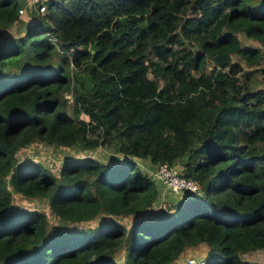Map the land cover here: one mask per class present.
Here are the masks:
<instances>
[{
  "label": "trees",
  "instance_id": "trees-1",
  "mask_svg": "<svg viewBox=\"0 0 264 264\" xmlns=\"http://www.w3.org/2000/svg\"><path fill=\"white\" fill-rule=\"evenodd\" d=\"M24 4L0 0V264H174L200 243L206 264H241L264 249V0ZM220 53L238 60L207 69ZM35 141L113 142L122 158L54 172L20 156ZM139 162H179L199 191L155 208L161 184Z\"/></svg>",
  "mask_w": 264,
  "mask_h": 264
},
{
  "label": "rangeland",
  "instance_id": "rangeland-1",
  "mask_svg": "<svg viewBox=\"0 0 264 264\" xmlns=\"http://www.w3.org/2000/svg\"><path fill=\"white\" fill-rule=\"evenodd\" d=\"M31 12V10H28ZM16 26H12V28L9 31V35L14 33ZM238 37L241 40V43L244 45H251V46H261L259 45V43L253 39L247 38L246 36H244L242 33L238 34ZM261 48L264 51V46H261ZM264 53V52H263ZM145 60L147 62L151 61V60H156V57L154 55V52L152 50V48H149L146 53H145ZM238 60V58L236 56H231V59L229 62L231 61H236ZM242 62V61H241ZM214 64L213 60H208L207 63V69L210 68L212 65ZM149 76H152V74L149 72L148 73ZM262 82L260 79V76L258 73L253 74V76L251 77L250 80V85L251 87H258L261 86ZM67 96H69L70 94H66ZM68 111H70V105L68 106ZM114 143L112 142L111 144H103V145H99L95 148L89 149L88 151H82L81 149H79L78 147H70V148H66V147H60V146H54V145H48V144H44L42 142L39 141H35L33 143H31L30 145H28L26 148H22L20 150V156L22 158H30V159H34V160H38L40 162H42L44 165H46L47 167H49L51 170H53L54 172H56L58 170V167L62 164V162L65 161V159H69L70 157H78V156H82L84 153H88L92 156H97L103 159H108L110 161H116V160H121L122 156L117 153L114 149ZM139 161V160H138ZM148 164L146 162H139V166L144 169V170H148ZM176 167L178 170L181 169V165L179 162H176ZM13 200H12V204L13 207H33V208H38V210H41L43 212H45L48 216V220L49 222L52 223H56L57 219L55 217H52L51 213H50V209L47 206V202L45 199L43 198H25L23 196H21L19 193H15L13 194ZM182 198V195L180 194H175L172 193L168 190H163V192L161 191L160 197L156 202L155 208H158V206H163V204L169 203V202H177ZM96 220H92L90 222H85L83 223L84 225L86 224H94ZM123 222L127 223V219H123ZM206 245L203 243H200L196 246L190 247L188 249H186L183 253H182V257H186L189 255L195 256V257H203L205 255L206 252ZM259 255L257 257H259V260H262L264 263V249H261L259 251H256ZM122 255V250L119 251L118 256ZM253 256V254L251 255ZM256 257V258H257ZM255 257H251L250 259H256Z\"/></svg>",
  "mask_w": 264,
  "mask_h": 264
},
{
  "label": "built area",
  "instance_id": "built-area-1",
  "mask_svg": "<svg viewBox=\"0 0 264 264\" xmlns=\"http://www.w3.org/2000/svg\"><path fill=\"white\" fill-rule=\"evenodd\" d=\"M52 0H26L25 6L20 8L19 16H21L26 9L42 14L47 5ZM151 177L163 185L164 189L172 193H195L199 191V185L192 179H189L178 172L174 166L166 162L159 163L154 169L150 170ZM204 257H195L192 255L184 258V264H206ZM241 264H264L259 259H245Z\"/></svg>",
  "mask_w": 264,
  "mask_h": 264
},
{
  "label": "crops",
  "instance_id": "crops-1",
  "mask_svg": "<svg viewBox=\"0 0 264 264\" xmlns=\"http://www.w3.org/2000/svg\"><path fill=\"white\" fill-rule=\"evenodd\" d=\"M25 4H26V0H25ZM25 4H24V6H25ZM26 11H27V13L28 12H30V11H28V9H26ZM174 166V168L178 171V172H180V170H178L177 169V167H176V165H173ZM148 170H152V168H148ZM160 189H161V191L163 192V190L165 191L166 189H164V187H163V185L161 184V186H160ZM259 253V252H258ZM257 252H253V253H250V254H245V256H244V258L245 259H250L251 257H257L259 254H258ZM253 254V256H251ZM184 258L185 257H182V256H180L175 262H174V264H184ZM256 259H259V257H257Z\"/></svg>",
  "mask_w": 264,
  "mask_h": 264
},
{
  "label": "water",
  "instance_id": "water-1",
  "mask_svg": "<svg viewBox=\"0 0 264 264\" xmlns=\"http://www.w3.org/2000/svg\"><path fill=\"white\" fill-rule=\"evenodd\" d=\"M230 59H231V55L228 53L215 54L213 57V60L218 68H221L223 65L228 63Z\"/></svg>",
  "mask_w": 264,
  "mask_h": 264
}]
</instances>
